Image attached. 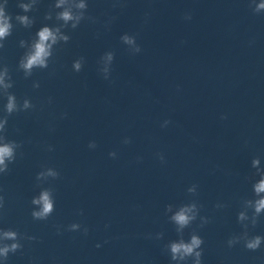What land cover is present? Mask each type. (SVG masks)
Listing matches in <instances>:
<instances>
[{
    "label": "clouds",
    "instance_id": "obj_1",
    "mask_svg": "<svg viewBox=\"0 0 264 264\" xmlns=\"http://www.w3.org/2000/svg\"><path fill=\"white\" fill-rule=\"evenodd\" d=\"M8 0H4V3L0 4V49L4 47V41L8 36L11 35L13 24L11 23L12 17L6 13ZM37 3V0H29V2H21L18 7L23 10L24 13H28ZM250 6L256 14L264 13V0H250ZM56 9H62L56 13V20L62 21L63 23L56 27L43 26L37 33L35 38L30 44L25 41H20L21 47H26L27 51L21 57L19 61V69L24 73L25 78L30 77L34 69H46L49 65V59L53 55L54 46L60 42L67 43L70 37L66 35L62 28L71 25V28L75 29L78 27L80 22L85 19V11L87 9L86 0H56L54 5ZM51 19V13H48L45 17ZM16 21L24 26L31 27L34 20L28 15H16ZM185 19L190 20L191 16L186 15ZM121 41L128 46L129 51L132 54L139 53L141 51L140 46L136 43L134 36L124 34L121 36ZM114 60V53L109 51L106 52L100 60L101 68L99 71L103 74L104 79H108L111 72V64ZM84 63V58L81 57L75 60L72 64V68L75 72H80ZM13 87V82L9 74L8 68L5 66L0 68V95L6 96L7 103L4 106V111L7 115L0 117V173L8 171V164L14 162L16 157V149L20 147L15 141H9L2 134L6 130L8 122V116L17 111L27 110L32 108L30 100L24 99L22 105H18L17 99L14 94L9 93V89ZM33 87L38 88L39 83H34ZM226 118V117H222ZM170 121L165 120L162 127L167 126ZM129 138H125L123 143H130ZM89 148H95V141H91L88 145ZM109 156L115 158L116 153L110 152ZM160 160L163 161V155H160ZM253 168L256 169L260 179L253 184V191L256 199H248L244 201L245 210L239 212L238 221L243 223L251 219L253 226L256 225L258 217L264 213V169L260 168V159L254 158L251 162ZM59 177V173L53 168H47L44 171L37 173V181H45L48 178L56 179ZM196 187L193 185L188 189L189 193H195ZM34 209L31 213L35 220H46L55 210V201L53 198V192L50 188L42 189L37 196H34L31 200ZM0 207H3V197H0ZM253 209L251 218L247 215L246 209ZM166 212L172 213L169 217L170 221L176 226L177 233L181 238L177 241H172L167 245L170 252L171 260L175 264H181L186 261L189 257L193 258V264H201L202 257V244L203 239L193 233L188 241L183 239V231L187 228L194 220L197 219L199 214V207L195 202L181 205L175 211H173L172 205L166 206ZM82 214V213H81ZM202 224L207 223V218L201 217ZM247 228V225H244ZM81 225L78 223H72L68 226L69 231H79ZM84 233L87 234L88 229H83ZM162 233L158 234L157 238L162 237ZM20 236L17 231L8 229H0V262H6L10 253L17 252L22 245L19 243ZM34 239V237H29ZM241 239L244 240V246L248 250H257L262 243H264V236L256 235L251 238L248 237L247 231L242 236L233 237L228 240L229 247L238 243ZM11 241V243H5ZM99 247V245H97Z\"/></svg>",
    "mask_w": 264,
    "mask_h": 264
}]
</instances>
